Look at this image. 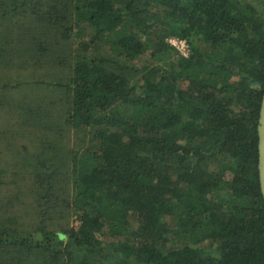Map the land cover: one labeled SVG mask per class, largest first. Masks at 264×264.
<instances>
[{"label": "trees", "instance_id": "16d2710c", "mask_svg": "<svg viewBox=\"0 0 264 264\" xmlns=\"http://www.w3.org/2000/svg\"><path fill=\"white\" fill-rule=\"evenodd\" d=\"M19 51L35 63L37 203L31 224L0 217V264H264V2L0 0V63ZM47 53L67 80L44 72ZM143 57L157 63L142 72ZM69 133L54 188L45 166Z\"/></svg>", "mask_w": 264, "mask_h": 264}, {"label": "rangeland", "instance_id": "374dc122", "mask_svg": "<svg viewBox=\"0 0 264 264\" xmlns=\"http://www.w3.org/2000/svg\"><path fill=\"white\" fill-rule=\"evenodd\" d=\"M249 1L264 2L263 0ZM20 42L24 44L25 40ZM23 47L31 49V46L24 45ZM59 52V56L67 61V55L65 57L60 50ZM54 53H47L48 65L43 67L44 72L49 70L50 73L60 78L63 75V80H67L70 67H66L67 64L57 65ZM139 61L140 63L136 62V64L142 72L157 63L156 58L146 59L143 57ZM31 62L35 64L29 51H19V58L13 59L8 64L0 63V133L5 134L7 131L8 134H11V140L18 138L9 147L3 144L4 137L0 138V217L11 221L14 216H17L15 221L19 217L20 221L30 224L31 210L37 203L36 199L32 198L31 189V182L34 181L33 174H31ZM40 79L46 81V76L42 74ZM2 82L7 86L5 87ZM44 90L56 93L52 85L45 87ZM46 91L42 92L45 94ZM45 100L47 101L46 98ZM69 136H71L70 133L61 142L63 145L61 144V151H58L59 156L56 157L57 165L48 162L45 166L47 171L55 169L56 173L52 174L53 181H51L56 184L54 188L60 189L64 184L62 179L65 169L62 168V165L66 162L64 157L68 160L69 155L70 160V154L66 149L69 146L72 147L70 144L74 143L73 138ZM25 144L30 149L29 154L23 153ZM67 145L69 146L66 147ZM16 148L17 151H14ZM37 155H35L33 164L36 163L38 157L36 164L40 167L44 158ZM55 166L57 167L55 168ZM69 224L71 227L78 226L79 220L76 215L70 213Z\"/></svg>", "mask_w": 264, "mask_h": 264}, {"label": "water", "instance_id": "95a60500", "mask_svg": "<svg viewBox=\"0 0 264 264\" xmlns=\"http://www.w3.org/2000/svg\"><path fill=\"white\" fill-rule=\"evenodd\" d=\"M257 171L258 182L264 199V89L261 96L259 117L257 119Z\"/></svg>", "mask_w": 264, "mask_h": 264}, {"label": "built area", "instance_id": "2783aa9c", "mask_svg": "<svg viewBox=\"0 0 264 264\" xmlns=\"http://www.w3.org/2000/svg\"><path fill=\"white\" fill-rule=\"evenodd\" d=\"M168 42L176 47L182 54L187 55V43L183 39L169 38Z\"/></svg>", "mask_w": 264, "mask_h": 264}]
</instances>
